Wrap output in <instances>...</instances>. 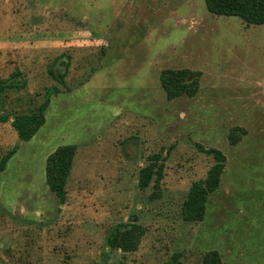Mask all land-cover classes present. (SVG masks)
Here are the masks:
<instances>
[{
	"label": "rangeland",
	"instance_id": "obj_1",
	"mask_svg": "<svg viewBox=\"0 0 264 264\" xmlns=\"http://www.w3.org/2000/svg\"><path fill=\"white\" fill-rule=\"evenodd\" d=\"M184 67L201 72L199 91L168 99L160 72ZM0 79V157L18 145L0 172V264H163L176 252L204 264L211 250L220 264H264V24L204 0H0ZM54 85L46 122L19 141L11 120ZM235 126L247 133L231 144ZM62 144L77 153L60 205L45 164ZM199 145L227 163L204 220L189 222L183 201L214 162ZM154 153L155 198L153 182L138 186ZM135 218L138 250L111 249L110 232Z\"/></svg>",
	"mask_w": 264,
	"mask_h": 264
},
{
	"label": "trees",
	"instance_id": "obj_2",
	"mask_svg": "<svg viewBox=\"0 0 264 264\" xmlns=\"http://www.w3.org/2000/svg\"><path fill=\"white\" fill-rule=\"evenodd\" d=\"M208 10L215 15L237 16L246 24H264V0H204ZM49 73L57 78L52 69ZM18 75L19 73H15ZM64 78V75H62ZM201 72L187 67L164 68L160 72V82L168 99L179 96H195L200 88ZM11 86L7 80L0 79V95ZM60 91L59 87L51 86L45 92L44 101L37 111L32 113L17 114L11 120V124L17 132L19 141H29L46 122V110L51 102L53 94ZM10 120L9 116L0 114V121ZM247 130L235 126L229 133V141L236 144ZM200 149L213 155L214 162L208 169L206 176L194 180L189 187L187 196L182 204V215L185 221L198 222L204 220L210 196L219 189L221 179L227 163L226 154L216 147L199 145ZM18 145H13L0 157V172L4 171L9 160L17 152ZM77 153L76 144H62L56 147L46 158L45 175L46 183L52 192L58 197L59 204L67 201V184L72 173ZM165 157L159 153L149 156L148 163L139 171L138 186L148 187L152 182L155 190L151 197H160V182L163 178ZM146 232L145 227L131 219L117 225L108 235L107 244L111 249H119L122 252L137 251L142 237ZM180 253L176 252L163 264H180ZM221 256L217 250H211L205 254L204 264H220Z\"/></svg>",
	"mask_w": 264,
	"mask_h": 264
},
{
	"label": "water",
	"instance_id": "obj_3",
	"mask_svg": "<svg viewBox=\"0 0 264 264\" xmlns=\"http://www.w3.org/2000/svg\"><path fill=\"white\" fill-rule=\"evenodd\" d=\"M17 211L19 212V209H17Z\"/></svg>",
	"mask_w": 264,
	"mask_h": 264
}]
</instances>
